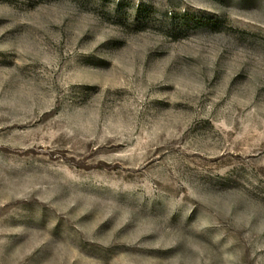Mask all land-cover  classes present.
Returning <instances> with one entry per match:
<instances>
[{
    "label": "rangeland",
    "instance_id": "obj_1",
    "mask_svg": "<svg viewBox=\"0 0 264 264\" xmlns=\"http://www.w3.org/2000/svg\"><path fill=\"white\" fill-rule=\"evenodd\" d=\"M0 264H264V0H0Z\"/></svg>",
    "mask_w": 264,
    "mask_h": 264
}]
</instances>
